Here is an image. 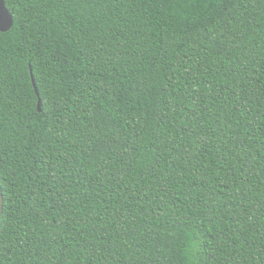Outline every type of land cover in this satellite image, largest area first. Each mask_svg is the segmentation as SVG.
<instances>
[{
    "label": "trees",
    "instance_id": "16d2710c",
    "mask_svg": "<svg viewBox=\"0 0 264 264\" xmlns=\"http://www.w3.org/2000/svg\"><path fill=\"white\" fill-rule=\"evenodd\" d=\"M5 5L0 264H264V0Z\"/></svg>",
    "mask_w": 264,
    "mask_h": 264
},
{
    "label": "water",
    "instance_id": "95a60500",
    "mask_svg": "<svg viewBox=\"0 0 264 264\" xmlns=\"http://www.w3.org/2000/svg\"><path fill=\"white\" fill-rule=\"evenodd\" d=\"M12 25H13V16L7 9L5 5V0H0V32L8 31L12 27ZM31 81H32L36 96H39L32 76H31ZM37 110L38 111L41 110L39 98L37 102ZM2 208H3V196H2V191L0 187V216L2 213Z\"/></svg>",
    "mask_w": 264,
    "mask_h": 264
}]
</instances>
